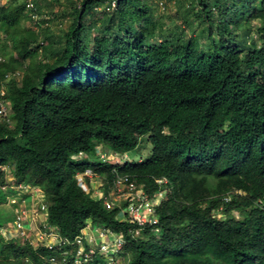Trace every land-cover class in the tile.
Segmentation results:
<instances>
[{
	"label": "trees",
	"instance_id": "obj_1",
	"mask_svg": "<svg viewBox=\"0 0 264 264\" xmlns=\"http://www.w3.org/2000/svg\"><path fill=\"white\" fill-rule=\"evenodd\" d=\"M106 1L69 0V10L44 14L47 2L36 0L37 30L23 27L22 3L0 7L9 55L0 79L22 71L8 81L12 125L0 122V203L10 185L36 186L62 236L88 219L105 225L122 235L129 264H264L255 205L264 194V0H176L181 25L172 27L156 15L160 0H115L110 10ZM66 16L54 37L52 20ZM144 135L145 157L90 159L98 145L129 152ZM78 151L85 156L72 158ZM86 167L104 182L115 168L149 195L165 178L158 232L131 234L117 206L81 190L74 175ZM49 252L0 230V264H44Z\"/></svg>",
	"mask_w": 264,
	"mask_h": 264
},
{
	"label": "built area",
	"instance_id": "obj_2",
	"mask_svg": "<svg viewBox=\"0 0 264 264\" xmlns=\"http://www.w3.org/2000/svg\"><path fill=\"white\" fill-rule=\"evenodd\" d=\"M8 0H0V6ZM22 3L24 12L28 18V24L33 28L41 25V15L36 9V0H18ZM47 3L63 0H44ZM159 7L166 9L164 0H160ZM115 0H107L105 10L114 8ZM43 24H47L44 22ZM5 61V56L0 52V62ZM22 71L15 69L5 72L0 79V122L8 126L12 125L11 104L7 96L8 81L14 79L19 82ZM96 154L101 161H110L112 164H120L128 160L127 153L102 151L96 147ZM84 152L78 151L72 158H82ZM114 177L110 182H104L102 176L91 167H86L75 173L78 186L92 198L101 200L105 208L118 207L117 219L121 222H129L133 226L129 232L139 235L142 229L150 226L154 232H158L156 207L165 194V178H156L159 189L154 195H149L128 174H120L115 168ZM105 183L109 188L103 189ZM26 191L38 192L35 206L28 209L25 206V198L18 191V196H9L8 201L14 205L15 217L11 224L7 225L8 238L16 237L22 243L29 242L34 248L46 247L51 252L41 255L44 264H129L128 252L123 251L124 239L119 232H115L105 225L96 224L88 219L80 232L73 238L62 236L57 227L46 219V205L43 201V193L36 186L18 184ZM6 186H2L5 189ZM15 189V188H14ZM237 193L239 191L235 190ZM24 192V190H23ZM225 197V196H224ZM227 200L228 197L226 196ZM255 205L264 208V194L255 200ZM10 234V236H9ZM32 236L33 239H30Z\"/></svg>",
	"mask_w": 264,
	"mask_h": 264
},
{
	"label": "rangeland",
	"instance_id": "obj_3",
	"mask_svg": "<svg viewBox=\"0 0 264 264\" xmlns=\"http://www.w3.org/2000/svg\"><path fill=\"white\" fill-rule=\"evenodd\" d=\"M152 1V0H151ZM166 2V9L162 10L160 8H154L156 11V15H162V22L166 27H172L174 24L176 25H181V19L178 16V11L180 9L177 8V2L176 0H165ZM72 3L69 2V0H65L61 3H43V9H45L46 11L44 12L42 10V12L45 13H56L58 14L61 9L63 10H69L71 8ZM163 11V12H161ZM55 20H52V26L51 31L52 33H54V37H56L58 35V31L60 30V28H65L67 26V24L70 21V17L66 16L64 18H54ZM22 24L24 25L23 27H28V23L24 20L22 22ZM11 31V30H10ZM6 32L0 27V40H2V42L6 41L5 37H6ZM7 39V38H6ZM6 47L7 49H10V40L8 39L6 42ZM10 51L12 52V50L10 49ZM5 58H8V54H4ZM28 63V60H26L24 62V65H26ZM151 149V144L150 142L147 140L146 135L142 136L138 145L130 150L128 152V157L130 160H137L139 159V157H145L146 155H148L149 151ZM107 148H103V151H106ZM92 161H98L101 160L99 156L96 157H91L90 158ZM10 177V175H7V178ZM12 188H15V193L14 194H8L7 197L9 196H18V191L20 190V194L21 196L24 198L26 193H29L30 191H26L25 189H22L19 185H10ZM24 190V192H23ZM6 197V200L3 201L2 203H0V221L2 222V226L0 227V230L3 234H5L6 236H8V232H7V225L11 224L13 218L15 217V212H14V205L8 201V198ZM8 218L9 221L5 222V219ZM5 222V223H4ZM10 236V234H9ZM30 239H33L32 236H30ZM8 264H28L25 259L22 262H18V261H13L10 260L8 262Z\"/></svg>",
	"mask_w": 264,
	"mask_h": 264
},
{
	"label": "crops",
	"instance_id": "obj_4",
	"mask_svg": "<svg viewBox=\"0 0 264 264\" xmlns=\"http://www.w3.org/2000/svg\"><path fill=\"white\" fill-rule=\"evenodd\" d=\"M25 206L28 209H31L32 206L36 205L38 199V192L31 191L28 194H25Z\"/></svg>",
	"mask_w": 264,
	"mask_h": 264
},
{
	"label": "clouds",
	"instance_id": "obj_5",
	"mask_svg": "<svg viewBox=\"0 0 264 264\" xmlns=\"http://www.w3.org/2000/svg\"><path fill=\"white\" fill-rule=\"evenodd\" d=\"M17 2H19L18 0H17ZM21 3V2H20ZM13 4V2H12V0H8L4 5H2V6H8V5H12ZM2 6H0V7H2ZM167 7V6H166ZM160 8V7H159ZM23 11H24V8H23ZM26 14V13H25ZM25 21L28 23V18H26L25 19ZM31 28H33L30 24H28ZM34 30H37L38 29V27L37 28H33ZM21 70V69H20ZM98 146H100L101 147V150L103 151V148L104 147H102V145H98ZM106 151H112L111 149H109V148H107V150ZM105 151V152H106ZM112 152H114V151H112ZM117 153V152H116ZM123 153H127V155H128V152H123ZM119 154H122V153H119ZM97 155V154H96ZM98 156V155H97ZM84 157V156H83ZM128 160H130L129 159V157H128ZM127 161V160H126ZM11 176L10 177H8V180L10 181L11 180ZM167 182V181H166ZM165 182V183H166ZM164 183V184H165ZM18 185V184H17ZM237 191H239V193H242V191H240V190H237ZM31 192V191H30ZM236 192V191H235ZM237 193V192H236ZM26 194H28V193H26ZM25 198V197H24ZM12 238H16V237H12ZM20 241V240H19ZM21 242V241H20ZM22 243V242H21ZM25 261H27V259H25Z\"/></svg>",
	"mask_w": 264,
	"mask_h": 264
}]
</instances>
